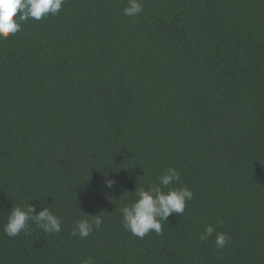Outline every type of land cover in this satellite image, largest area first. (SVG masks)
Masks as SVG:
<instances>
[{"label":"trees","instance_id":"trees-1","mask_svg":"<svg viewBox=\"0 0 264 264\" xmlns=\"http://www.w3.org/2000/svg\"><path fill=\"white\" fill-rule=\"evenodd\" d=\"M142 4L66 0L0 39V264H264V0ZM167 167L193 199L136 237L120 210ZM30 199L59 234L4 233Z\"/></svg>","mask_w":264,"mask_h":264},{"label":"clouds","instance_id":"clouds-1","mask_svg":"<svg viewBox=\"0 0 264 264\" xmlns=\"http://www.w3.org/2000/svg\"><path fill=\"white\" fill-rule=\"evenodd\" d=\"M66 0H0V39H7L17 34L24 22L30 19L40 21L49 15L59 14ZM124 15L134 17L143 12L142 0H127L123 9ZM145 172V171H144ZM147 173L145 172L146 176ZM107 177V173H105ZM180 180V173L175 167H167L147 189H136L137 199L130 205L121 208L122 223L126 230L134 236L144 238L150 232L163 234V225L168 223L173 214L182 216L187 202L193 199V192L187 185L170 187ZM115 181L106 179V187L112 188ZM165 189H168L165 191ZM28 200L22 207L14 206L9 212L8 222L4 225V233L11 238L19 236L22 232L27 235L29 221L36 224L46 234H59L62 230L61 219L49 207L44 206L38 213L35 204ZM87 215V214H86ZM91 219L77 220L74 223L72 235L87 238L95 229L103 224L100 214L89 215ZM224 221L218 219L217 224ZM215 235V247L225 248L230 242V236L225 232H216L215 225L209 224L200 234L199 239L204 242ZM83 264H94L91 257Z\"/></svg>","mask_w":264,"mask_h":264}]
</instances>
